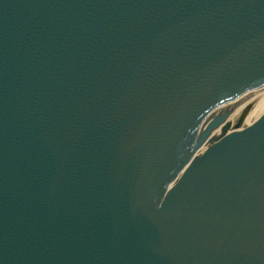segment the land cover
Masks as SVG:
<instances>
[{"label":"water","instance_id":"95a60500","mask_svg":"<svg viewBox=\"0 0 264 264\" xmlns=\"http://www.w3.org/2000/svg\"><path fill=\"white\" fill-rule=\"evenodd\" d=\"M262 86L264 0H0V264H264Z\"/></svg>","mask_w":264,"mask_h":264},{"label":"bare ground","instance_id":"6f19581e","mask_svg":"<svg viewBox=\"0 0 264 264\" xmlns=\"http://www.w3.org/2000/svg\"><path fill=\"white\" fill-rule=\"evenodd\" d=\"M232 103H234L233 104L234 107L232 108L231 113L229 114L228 118H226L225 121H229L230 124H232L234 122V119L237 117L238 113L246 105H248V111L244 118L243 123L249 122L250 120L251 121L249 123L253 122L264 111V86L246 93L245 95L238 98ZM221 124H224V123H221ZM221 124L218 125L217 128L211 129L210 135H213V136L220 135L219 127L221 126ZM228 130H231V127H229L227 131Z\"/></svg>","mask_w":264,"mask_h":264},{"label":"rangeland","instance_id":"374dc122","mask_svg":"<svg viewBox=\"0 0 264 264\" xmlns=\"http://www.w3.org/2000/svg\"><path fill=\"white\" fill-rule=\"evenodd\" d=\"M250 121H251V120H250ZM250 121H249V122H250ZM242 122H243V121H242ZM249 122H246V123H249ZM246 123L244 122V124H246Z\"/></svg>","mask_w":264,"mask_h":264}]
</instances>
